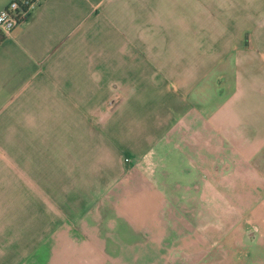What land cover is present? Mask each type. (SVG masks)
Wrapping results in <instances>:
<instances>
[{
  "label": "crops",
  "instance_id": "obj_1",
  "mask_svg": "<svg viewBox=\"0 0 264 264\" xmlns=\"http://www.w3.org/2000/svg\"><path fill=\"white\" fill-rule=\"evenodd\" d=\"M0 264H264V0H42L3 37Z\"/></svg>",
  "mask_w": 264,
  "mask_h": 264
},
{
  "label": "built area",
  "instance_id": "obj_2",
  "mask_svg": "<svg viewBox=\"0 0 264 264\" xmlns=\"http://www.w3.org/2000/svg\"><path fill=\"white\" fill-rule=\"evenodd\" d=\"M42 0H12L0 13V33L9 36ZM248 42V40H246Z\"/></svg>",
  "mask_w": 264,
  "mask_h": 264
},
{
  "label": "trees",
  "instance_id": "obj_3",
  "mask_svg": "<svg viewBox=\"0 0 264 264\" xmlns=\"http://www.w3.org/2000/svg\"><path fill=\"white\" fill-rule=\"evenodd\" d=\"M3 36L0 34V41L2 40Z\"/></svg>",
  "mask_w": 264,
  "mask_h": 264
},
{
  "label": "rangeland",
  "instance_id": "obj_4",
  "mask_svg": "<svg viewBox=\"0 0 264 264\" xmlns=\"http://www.w3.org/2000/svg\"><path fill=\"white\" fill-rule=\"evenodd\" d=\"M241 30H242V28H241ZM241 36H242V31H241ZM243 36H244V34H243ZM245 37V36H244ZM248 41H249V39H247Z\"/></svg>",
  "mask_w": 264,
  "mask_h": 264
}]
</instances>
